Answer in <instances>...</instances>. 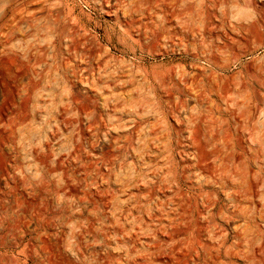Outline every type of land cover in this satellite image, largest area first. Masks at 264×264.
Instances as JSON below:
<instances>
[{"label": "rangeland", "instance_id": "374dc122", "mask_svg": "<svg viewBox=\"0 0 264 264\" xmlns=\"http://www.w3.org/2000/svg\"><path fill=\"white\" fill-rule=\"evenodd\" d=\"M200 1L202 47L184 53L164 51L154 39L142 46L128 42L120 35L124 24L113 0L96 10L81 6L101 50L84 60L72 57L79 70L87 71L68 77L57 70L60 55L50 48L44 56L39 52L36 25L28 28L23 59L13 60L19 67L11 61L23 73L22 86L15 90L11 77L0 92V113H6L0 123V264H264V216L258 215H264V188L250 199L257 205L240 204L247 219L233 220L228 215L236 204L210 179L215 167L247 175L245 167L258 171V162L264 173V164L254 158L260 151L255 140L264 137V46L251 53L255 43L249 34L245 42L224 41L244 21L247 28L260 26L264 38L259 21L264 13L260 17L243 6L249 0ZM221 15L227 20L222 26ZM97 59L107 65L104 72L96 71ZM169 63L180 66L172 81H187L172 107L154 80L163 81ZM224 91L232 96L229 108L236 95L252 104L233 108L236 118L245 114L246 120L249 106L258 118L252 116L245 126L243 120L240 126L234 123L224 112ZM196 127L203 143L212 133L226 135V153L241 155L244 166L216 162L206 172L190 144ZM150 128L157 131V141ZM241 145L252 150L250 155L241 153Z\"/></svg>", "mask_w": 264, "mask_h": 264}, {"label": "bare ground", "instance_id": "6f19581e", "mask_svg": "<svg viewBox=\"0 0 264 264\" xmlns=\"http://www.w3.org/2000/svg\"><path fill=\"white\" fill-rule=\"evenodd\" d=\"M1 1H3V4L1 3L2 6L0 7V48H1L0 50V92H2V89H1L2 83L5 80L11 79V77H14L13 79L15 83L14 84L15 90H20L19 88L22 86L21 83L23 79V73H21L22 71L20 72L16 70V68L19 66H17L16 65L17 63H15L14 61L17 60L19 62L21 58L23 59L25 39L27 37L28 28L30 27L34 28V26L36 25L37 32L41 36L40 41H42V43L40 44L39 52H41L43 56L45 55V51L47 48H50L54 55H60V60L56 61L57 70L64 77H68V75L71 73L75 74L79 71H83V72L87 71L86 69L79 70V66L75 64V61L72 59V57H78L79 59L84 60L86 59L84 57L85 55H89L91 52H94V53L100 52L101 48L96 46L95 44L97 37L96 36L93 37L89 29V25L91 23L90 16L89 14H86L83 12V10L81 9V6L87 7L90 10L101 9L103 7V3L106 2L107 0H1ZM113 1L117 2L119 5L117 9L119 10L120 16L124 24L122 26V32L120 33V35L123 38H126V40L130 42L131 44L142 46V43H144L146 40L154 39L156 43L161 42L163 44L164 51L167 50V51L172 52L174 51V49H178L179 51L184 53L187 51L188 47H191L194 51H198L201 49L202 46L199 42L200 28L202 26L201 18L199 15V12L202 10V8H200L201 10H199V5L201 3L200 0H113ZM244 3L246 4L243 6H247L248 4V9L250 8V10L254 12V15L255 13H257V15L260 16V14L264 13V0H249V2L247 1ZM222 17H220L222 18V21H221L222 23L220 22V26H222L221 24H227L226 15ZM262 17L264 19V14ZM259 21L264 26V21L263 20H259ZM244 22H242L243 24L238 22L240 23V26H239L240 31L235 33L234 37L226 36V39L224 41H228L229 44H235V42L237 43L240 40L245 42L246 36H247L245 34H249L250 37L253 38L254 43H255V46L252 49L251 53H255L258 49H261L264 46V38L261 36L258 30V28L261 29V27L259 26L255 28L251 26L252 28L251 27L247 28V24H244ZM257 25H260V24H256L255 26ZM207 26H209V19L207 21ZM233 29L234 28H231L232 31L235 30ZM12 42L15 43V49L14 48L12 49ZM223 43L224 44L222 45L224 47L229 48V44H227L226 42H223ZM61 44H63L64 46L63 50L60 47ZM224 47L222 48L224 49ZM222 48L220 47L219 49H222ZM11 55L15 56L16 58H13ZM195 58H196V55H195ZM11 61L13 62V64H15L14 66H17L16 68L11 67L12 65ZM172 64L173 63H169V68L167 69V72L163 78V81H162V78L159 76H156L154 79L158 83L159 88L164 90V93L166 96L164 100L166 102V105L168 104L170 106L173 105L172 99L176 98L174 97V95L175 94L181 95L180 90L182 87L180 88V86L184 87L187 85V81L185 80L182 81V83H177V82L172 81L175 75L174 68L180 71V66L178 65V63L176 66H173ZM95 66H96V71L98 72H104L105 68L107 67L105 63L104 64L101 63L98 59L96 60ZM137 68L140 69V65L137 66ZM181 68H184V67L181 65ZM16 71L18 72L16 73ZM257 71L259 73V78L261 81L263 70L258 69ZM120 74H121V71H120ZM166 82L171 84L168 89L164 88ZM189 84L193 86L194 83L191 82ZM151 85L153 84L149 83V86ZM261 85H263L262 81H261ZM151 88H154V87H151ZM4 93L6 94V91ZM223 94L224 96L221 97V101L223 102V105L227 108L224 112H227V114L228 113L230 114V116L234 120V123L239 124L241 120H243L245 123L246 120L249 121L250 119H251L250 122L253 121L252 116L254 119V117L257 114L255 111L256 109L253 110V106H249L250 111L248 110L246 113L247 114L246 120L243 119V117L245 118V114L243 117H241L240 120L238 119L239 117L236 118L237 116L235 117V111L233 110V108H239V109L243 108L246 110V108L248 107L247 106L248 102H249L248 101L246 103L247 98L245 99L242 97V99H240V96L236 95L235 97H237V99L233 105L234 107L229 108V103L231 102V100L229 99L232 96L227 91H224ZM179 101H178V104L182 102L181 100ZM257 102L261 104L260 96H257ZM253 105H254V101H253ZM218 106H216L217 111H219L220 109V107L218 109ZM175 109H178V107ZM175 109L174 111H176ZM209 110H211V108ZM252 111H255L256 114L253 113ZM224 112H221V113H224ZM242 112L244 111L242 110ZM5 118H6V113L4 110V112L0 113V123L4 122ZM261 120L262 119L260 118L258 120V123L260 125H261ZM244 123H242L241 126H243ZM245 125L246 123L244 124V126ZM235 126L238 130L240 124L238 127L237 125ZM253 127H254L253 131H255L256 127L254 126V124H253ZM250 128L249 130H251ZM241 129L244 130L247 128L241 127ZM259 129L262 130V125H261V128ZM259 129L257 128V131ZM150 130H151V136H152L151 139L157 141L158 139L157 131L154 130V128H150ZM253 131L249 133L252 134ZM177 132H179V130H177ZM219 132H216V133H219ZM198 133H199V128L196 127L193 131V135H192L193 137H192L190 144L193 147V149H195V152L193 155L195 158H197V161H198L197 164L198 165L202 164L206 172L210 173L212 168L214 167L213 165H215L216 162L219 163L220 166H224V163H226V161L228 162L229 160H232V161L238 162L241 159V155H237L238 153L237 154L235 153L232 154L230 152H228V154L226 153L230 148V143L226 140V138H224L226 135H223L224 137L220 135L222 132H220L219 134L220 135L219 137H222V138H218L217 134L212 133L211 141L204 142V143L202 142L200 138L201 136L198 135ZM224 133L226 132L224 131ZM259 137H260L259 141H257L256 139L255 140L256 143L253 142L254 145H258L260 148V151L256 152V154L254 155L255 156L254 158H256V162H258L257 160H259L260 164H264V150H263L264 149V139H263L264 137L263 136H259ZM240 141H243V140L240 139ZM241 149H242L241 153L243 155H248L252 151L250 150V148H248L247 150L246 148H244V146L241 147ZM166 158L168 159L171 158V154H168ZM252 161L255 163V159L252 158ZM210 162L212 164H210ZM242 163H240V165ZM232 164L233 163H231L228 167H227V164H225L226 165L225 168L227 169L231 168ZM242 166H244V163ZM257 167H258V171H255V170L253 171L251 167H245V171L247 175H244L245 174L244 172L242 174L240 171L239 173L241 175L239 173H233L234 169L232 170L233 172L228 173L227 171L224 170V167H222L223 170L218 169L219 167L218 168L215 167V169L217 168V170L214 169L212 174H210V179L213 182H215L216 187L220 189L223 193L227 191L226 196L230 198L231 200H233V202L236 204V206L232 209V212L230 211L231 215H228L229 217L232 216V219L233 218L235 219L236 217H240V216L246 218L244 214L245 209L242 208L240 204L243 201H247L248 203V200L258 195L259 187L264 188V178L263 177L260 178L259 176L260 173H262L261 172L262 166L259 167V162H258ZM2 169L3 168L1 167V170ZM262 175H264V173H262ZM251 177H254V179H252ZM161 182L162 181H160V183ZM157 184H159V182ZM154 188H155V185H153L150 188V190L153 191ZM254 201H252L251 203L256 202ZM254 208L253 210H256ZM261 208H263V211H264V207H261ZM230 212H228V214H230ZM258 215L262 217L264 216L263 214L261 215L260 212ZM262 217H258V219L260 220V218ZM233 230L235 231V235H234L235 238H239V235L237 232L238 227H234ZM260 241L262 242V240ZM261 242L260 244H262ZM257 246L259 249L260 248L259 246L261 245L257 243ZM262 252L263 251L261 250L260 253ZM258 253L259 252H257V254ZM260 255L263 256L264 252L263 254H260ZM256 258H257L256 261H259L258 257ZM261 260H264V257L263 259L261 258Z\"/></svg>", "mask_w": 264, "mask_h": 264}]
</instances>
